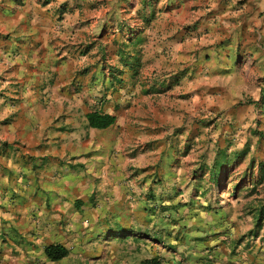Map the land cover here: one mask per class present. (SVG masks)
<instances>
[{
  "label": "rangeland",
  "instance_id": "374dc122",
  "mask_svg": "<svg viewBox=\"0 0 264 264\" xmlns=\"http://www.w3.org/2000/svg\"><path fill=\"white\" fill-rule=\"evenodd\" d=\"M40 3V16L50 12L66 33L55 46L67 52L63 70L37 80L41 90L55 88V108L61 95L76 103L94 79L95 105L112 90L135 92L138 103L129 126L103 130L109 146L100 159L111 161L114 178L100 189L93 170L91 192L81 157L56 161L49 174V158L24 156L22 133L10 127L21 102L6 94L0 71V264H142L156 255L163 264H264V224L256 227L264 204V0ZM73 137L63 141L75 144ZM224 155L218 188L211 174ZM80 197L90 204H74ZM60 206L66 215L54 213ZM53 242L70 255L47 258Z\"/></svg>",
  "mask_w": 264,
  "mask_h": 264
},
{
  "label": "crops",
  "instance_id": "0c3cea01",
  "mask_svg": "<svg viewBox=\"0 0 264 264\" xmlns=\"http://www.w3.org/2000/svg\"><path fill=\"white\" fill-rule=\"evenodd\" d=\"M40 9L46 10V8H42L40 0H0V71L6 73L4 86L9 90L6 91V94L19 98L21 102L17 109L20 115L16 117L10 127L15 132L22 133V136L20 134L17 139H21L19 145L23 148L24 156L30 153L36 160L38 159L37 162H42L47 158L50 159L48 166L44 167V170H47L49 174H54L56 161L64 159L66 156L74 155L81 157L79 161L85 164L89 191L92 190L91 192H93L97 189V187H94L96 186L94 184L96 179L92 175L95 172L93 170H98V173H94V175L98 174L103 177L101 180L103 184L99 188L106 189L104 183H107L108 180L112 184L110 178L113 179L114 175L113 170L109 171L108 169V162L111 161L106 160L105 165L100 159L105 158L101 153V150H103L102 146H109V143L104 141L102 133L103 130L129 126L132 120L134 121L135 103H138L135 101L136 93L133 92L126 95L123 90H112L106 104L97 106L95 102L99 100L96 95L98 94L100 80L94 79L90 83L85 80L86 83L83 84L85 86L87 84V86L81 92L80 99H75L77 101L75 103L67 95L66 97L61 95L58 102L61 103L62 107L56 109L54 102L59 98V95L56 93L55 88L52 89L54 91L53 94L48 92L49 88H51L48 85L45 86L44 90H41L42 87L37 83V80L40 77L45 78L50 70H63L64 60H62V57L67 52L62 51L59 54L57 53L59 51L55 50V46L57 43H61L57 37L66 33L61 34L55 30L58 22L56 16L50 12L47 15L43 14V16H40ZM57 63H61V65L56 67ZM97 66H95L94 70H97ZM114 81L118 80L113 77L111 82L113 83ZM17 84H21L20 92L18 91L20 85L16 87ZM101 84L103 85V81H101ZM42 92L46 96L41 95ZM41 97L49 103L47 108L37 105ZM62 98L64 99L62 100ZM67 99L70 104L64 107L62 103ZM130 102L131 104L128 105ZM123 104H126V106ZM95 110L115 115L117 117L116 123L106 129L89 127L86 114ZM59 116H61V119L57 120ZM77 119L79 120L77 121ZM61 128H65V130H61ZM28 133L33 136L25 138L24 134ZM99 135H101L100 138ZM72 136L78 139L75 144L63 141L64 138ZM76 150L79 152H76ZM97 162H101V164L97 166ZM31 163H29L27 158H24L22 167L28 170ZM88 195L91 196V194ZM81 198L75 199L74 204L77 206L81 205V208L85 205L87 207L90 204L89 199L84 201ZM53 199L57 201V204L61 205L64 196L59 194ZM77 200L79 201L78 204L76 203ZM113 200L112 197L111 201ZM66 209L60 206L59 210H55L54 213L57 216L66 215ZM104 212L107 211L104 210ZM75 217L76 220L82 219L81 211ZM62 244L65 245V243ZM218 261L221 260H216V262Z\"/></svg>",
  "mask_w": 264,
  "mask_h": 264
},
{
  "label": "trees",
  "instance_id": "16d2710c",
  "mask_svg": "<svg viewBox=\"0 0 264 264\" xmlns=\"http://www.w3.org/2000/svg\"><path fill=\"white\" fill-rule=\"evenodd\" d=\"M50 0H45V3H49ZM262 104H264V95L262 96ZM87 121H88V126L92 128H97V129H106L112 125H114L117 121V117L113 114L110 113H105L99 110L95 111H90L86 114ZM245 152V151H244ZM224 159V160H223ZM223 161L220 159H216L214 161V170L211 174V178L214 179L217 187H220V181L218 178V170L221 169L226 163H227V156L224 155ZM262 172H264V165L262 168ZM263 179V177H262ZM261 180V179H260ZM240 183H237L235 185V191L237 192L239 190ZM76 203L78 204L79 201L77 200ZM258 215L256 219V227L262 228L264 224V204L260 207L256 208ZM258 229L254 231H250V235H258ZM255 232V233H254ZM45 255L47 258H49L52 261H60L70 255V249L62 244V243H50L47 244L44 248ZM142 264H163V258L161 256H153L149 259H145L142 261Z\"/></svg>",
  "mask_w": 264,
  "mask_h": 264
}]
</instances>
